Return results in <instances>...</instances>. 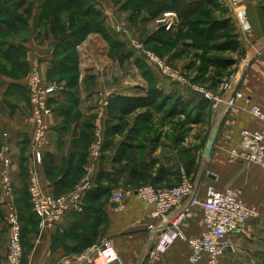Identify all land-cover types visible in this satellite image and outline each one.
<instances>
[{"label":"crops","instance_id":"1","mask_svg":"<svg viewBox=\"0 0 264 264\" xmlns=\"http://www.w3.org/2000/svg\"><path fill=\"white\" fill-rule=\"evenodd\" d=\"M2 1L0 64L3 61L6 66L0 71V149L4 146L10 149L7 155L12 162L17 208L20 203H26L34 214L27 184L28 171L35 163L32 142L37 131L27 88L32 65L40 64L44 76L53 81L70 75L62 72L65 64L75 69L71 73L72 84L71 80L66 81L63 91L49 101L53 113L46 118L44 160L37 164L40 182L47 192L56 196L67 194L82 176L88 154L82 149L83 139L86 135L95 138V130L100 124L105 128L102 130L104 142L108 143L102 152L103 166L112 179L115 177L118 168L114 166L119 164L113 163V159L119 144L109 140L107 129L120 122L108 116V111L104 120H99L100 94L110 93L111 100L145 97L154 86L167 96H182L185 100L206 99L200 92L203 89H198L190 81L164 77L129 46L125 36L117 32L118 26L126 25L123 18L131 23V14L123 9L121 2L92 0L102 20L97 30L82 34L70 26H58L60 21L53 16L41 21L40 15L45 9L41 0ZM226 1L231 8L227 17L237 26L241 55L227 82L228 88L226 85L223 90L225 102L215 108L209 100L211 108L202 118L203 124H191V134L168 141L154 152L155 159L138 164H143L153 178H163L158 182L160 188L190 178L195 185L193 197L205 198L210 188L240 190L241 198L258 209L259 217L249 220L242 229L230 235L235 252L228 253L219 264H264V170L257 164L234 161L230 155L232 150L241 148L243 131L256 133L263 127L262 122L251 114V109L258 106L264 111V0ZM240 12L246 13L250 33L238 21ZM24 18L26 25H19ZM149 24L155 29L148 41L161 38V34V40H167L169 33L162 32L156 20L144 18L142 29L148 28ZM176 58L179 57L175 51L166 60L171 62ZM231 98L235 103L228 106L226 101ZM216 125L219 126V135L211 158L206 159L203 152ZM68 126L73 129L68 130ZM165 138L157 141L158 144H163ZM107 154L112 162L106 160ZM45 159L51 162L50 174L46 173ZM2 165L0 159V174ZM128 179L117 175L115 183L104 181L102 186L110 189L106 197L96 203H85L88 210L84 209L83 203L80 211L68 214L64 223L55 228H44L35 214L31 216L30 223H24L23 227L24 263L84 264V256L110 242L120 257L117 264H194L190 259L188 239L198 237L204 231L202 209L190 206L191 198L169 214V221L153 220V206L136 195H126V191L134 189ZM117 194H122V200L117 201ZM9 200L0 187V264H6L9 251L6 222ZM187 208L190 216L183 221L179 231L167 230L170 221ZM152 225L155 230L150 229ZM179 232L184 239L175 236ZM163 234L167 240L164 250H159L157 246L164 239Z\"/></svg>","mask_w":264,"mask_h":264},{"label":"built area","instance_id":"2","mask_svg":"<svg viewBox=\"0 0 264 264\" xmlns=\"http://www.w3.org/2000/svg\"><path fill=\"white\" fill-rule=\"evenodd\" d=\"M236 2L237 0L234 3ZM167 14L165 13L164 15ZM238 21L247 33L251 32L245 12L238 14ZM157 24L166 32H170L174 27V22L168 21L165 16L159 18ZM117 32L123 35L126 34L125 36L128 35V32L120 26L117 27ZM129 43L135 51L141 54L149 64L161 71L166 78L185 82L181 76L173 72L165 61L156 54L148 50L146 51L139 42L137 43L132 39ZM28 89L30 91L34 119L38 124L35 143L32 144L35 163L28 171L27 184L30 204L42 226L52 229L63 224L67 215L71 212L81 210L83 200L86 194L93 188L97 176L96 162L101 157L102 139H99L96 134L97 138L91 149V161L85 168L86 176L72 191L60 197H55L53 194L47 192L40 182L36 165L41 164L44 158L43 148L45 147V133L47 130L45 118L53 112L48 108V103L63 91V87L57 85L48 86L43 83L39 74L34 73L31 82L28 84ZM200 92L206 99L214 103L215 108H218L225 102L222 99L213 97L211 93L205 90H200ZM226 103L228 106H233L235 99L231 98ZM103 107L108 108L109 101H105ZM251 114L262 122L263 127L261 132L243 131L241 148L239 150H232L230 155L234 161L257 164L264 170V111L260 107L254 106L251 109ZM99 118H102V116H99ZM9 150L8 146L0 149V159L3 162L0 174V187L10 198L7 203L8 213L6 215V222L9 228V251L6 264H25L22 242L23 229L19 210L14 203L12 162L7 155ZM194 191V183L185 178L181 185L175 188L160 189L147 185L138 189L128 190L126 191V195H136L148 205L153 206L154 211L151 214V218L158 221H169V214L182 206L186 200L192 198L190 206L198 207L203 211L204 231L200 236L188 239L191 250L190 259L194 264L202 262L218 264L230 251L235 250L234 242L230 239V235L242 229L249 220L257 219L259 211L256 207L248 205L241 198L240 190L210 188L203 199L199 196L193 197ZM122 197V194H117V201L122 200ZM188 216H190L189 208L178 218L170 221V226L167 230L179 231L180 226ZM150 229L155 230L156 227L152 225ZM164 236L165 234L162 235V238ZM175 236L185 238L181 232ZM166 240L165 236L161 240L160 246H157V249L164 250L163 247ZM118 262H120L119 254L108 242L102 244L95 252L84 256L82 259V263L84 264H116Z\"/></svg>","mask_w":264,"mask_h":264},{"label":"rangeland","instance_id":"3","mask_svg":"<svg viewBox=\"0 0 264 264\" xmlns=\"http://www.w3.org/2000/svg\"><path fill=\"white\" fill-rule=\"evenodd\" d=\"M33 1L36 2V0H33ZM61 1L62 0H52L50 3L45 4V8L50 7V9H48V12L46 14L49 15L52 13L51 16L58 19V22L60 21V23H58V26L59 24L62 27L70 26L72 27L73 31H75L81 28V26H83L84 24L90 23V21L92 22L94 20L92 19V17L89 19H85L82 16H80L76 18L77 20L75 22L74 20H72V16L74 12L69 9L67 10L62 9L61 11L57 10V12L53 13V8L57 5V3L59 4V2ZM121 2H123V4H127V0H121ZM218 2L220 5H216V7L213 5L212 6L205 5L204 7H202L200 11L190 16L187 20H182L180 14L176 10L174 11L171 10L167 12L168 13L167 15H163L168 19V21L174 22V27L170 31L172 33L173 39L168 44L157 42L155 40L148 41L150 39V36H153V35H150L151 31H153L155 28L152 27L150 24L148 25V28L144 27V29H142V27H143V19L151 18V15L148 12H151L152 9L141 6L142 8L140 9V12H135L137 3L132 2V4L130 3L126 7L127 8L126 11H128L131 14V16L135 12V15L132 16L133 22L130 23L128 22L127 19L123 18V20L126 21V25L125 27H122V26L120 27L124 28V30L128 32V35L125 36L126 35L125 34L124 36L130 47L131 45L129 41L131 42L132 39L137 43L139 42L140 45L146 51L148 50L149 52L156 54L159 58L165 61L166 64L173 70V72L181 76L185 82L190 81L198 89H203L205 91L207 90L209 93L212 94L213 97L223 100L224 99L223 90H225L224 88L226 85L228 88L227 82L229 78L233 76L236 66L239 63V58L241 55V46H240L241 44L239 43L238 39H235L236 37L234 36L236 31L228 28L222 33L223 34L222 39H220L219 41L210 42V43L201 41L197 33L200 28L208 27L209 24H211L214 21L222 19L224 20L223 22H227L225 20L229 18L227 16L231 11L230 3L227 2L226 0H219ZM91 4H92V1L88 0L86 2L85 8H88ZM33 6L34 5H32L31 7ZM181 10L183 11V9ZM158 18L159 16L157 17V19ZM25 20L26 18H24V20L21 21L22 23L20 22L19 25L25 26L26 25ZM47 20H49V18H47ZM181 27L185 29L181 32V35H180L179 32L182 29ZM160 37H162V34L160 35ZM185 42L194 43L196 48L195 47L193 48V46L191 45L184 44ZM131 48L133 49V47ZM175 51L179 54V58H176V60L174 59L171 62H168L166 58L171 52H175ZM229 63L234 64V65L231 67H226L228 66ZM5 66H6V63L1 61L0 71L4 69ZM34 73L39 74L41 76L43 83H45L48 86H51V85L66 86L67 84L66 81H70L72 79V76L70 74V75H64V79L56 78V81L55 80L53 81L47 78L46 76H44V71L40 64H34L30 68L28 81H27V88H28L29 82H31L32 80ZM104 97H105V100H104ZM29 99H30V91H29ZM110 100H111L110 93L100 94V104H99L100 108L98 110V118L99 116H102V118H99V120L101 121L104 120L105 118L104 116L107 111L106 110L107 107L106 108L103 107V103L105 101H109V104H110ZM29 103L31 105L30 100H29ZM160 107L162 109L159 111L152 108L150 110H139L136 113L129 115V116H125V117L122 116L121 119L119 120L120 123H118L120 126V132L115 135L117 139L114 138L115 137L114 135H111L109 136L110 137L109 140H112V141L114 140L113 143L119 144L117 146V149H120V146H122V144L127 141L132 142L134 146L137 145L138 149L140 148V151L138 153V159L146 163L149 159L151 160L155 159L154 152L160 146H164L165 144H167L168 141L174 140L175 138H181V136L183 135L185 136L187 134H191L192 133L191 130L193 129L192 128L189 130V128H191L190 127L191 124H203V119L201 120V118H199V121H196L195 117L193 118L192 113H190L189 116L170 117L169 112L172 111L171 107L166 106L165 103L162 104ZM48 108L52 110L50 106V102L48 103ZM150 113L152 114V120L148 122L147 119L149 118V116L147 114H150ZM32 116L34 118L33 111H32ZM48 116H46V118ZM46 118H45V124H46ZM194 119L195 121H191ZM36 125H37V130H38L37 122H36ZM72 129H73V126H68V130L71 131ZM104 129L105 128H103L102 124H100V126H97L95 130V134L98 135V138L102 139L101 140L102 142L101 156H102V151L105 145L104 137L102 135V130ZM47 130H48V127H47ZM47 130H46V133H47ZM46 133H45V137H46ZM199 133L200 132H197V134ZM36 134H37V131H36ZM36 134L34 136V140L32 144L35 143ZM162 137H166L165 142L163 144H158L157 141H160ZM207 137H208V134H207ZM96 138L97 137L95 136V140ZM87 142H88L87 138H85V140L83 139L82 149L85 151H88L89 146H90V144ZM172 144L174 146L176 145V143L174 142ZM203 144L204 143H202V146ZM117 152L118 150L116 151L114 156H116ZM134 157H137V152H135V155L133 156V158ZM101 158L102 157H100L96 162L97 171L100 169L101 166H103V163H104L102 162ZM106 160H108L109 162H112L111 156L109 154H107ZM90 161H91V157L84 164V167H83L84 177L86 176L85 168L90 164ZM132 161L133 160H130L129 157H123L122 159H120V163H118L119 165L114 166V167L117 166L118 168V169H115L116 170L115 172H117L118 174V170L119 169L121 170V168H124L126 175L127 174L129 175V172H130L129 168L133 166ZM175 179L179 180L180 177H175ZM187 179L189 181L191 180L188 177ZM179 181L178 183L176 182L174 184L168 185V188H175L181 185L183 180L180 179ZM147 185L153 186L151 184H147ZM143 186L144 185L140 187H143ZM157 188H160V187H157ZM160 189H163V188H160ZM54 196L57 197L56 195ZM25 204L26 203H24L23 205L22 203V208H23L22 215L26 218H31L30 214H32V211L30 208H27ZM24 209H26V213ZM19 213L21 215V211ZM22 225L23 227L25 226L24 223H22ZM108 243L111 244L110 242ZM97 248H95L93 252H95ZM232 252H235V251H230L229 253H232Z\"/></svg>","mask_w":264,"mask_h":264},{"label":"trees","instance_id":"4","mask_svg":"<svg viewBox=\"0 0 264 264\" xmlns=\"http://www.w3.org/2000/svg\"><path fill=\"white\" fill-rule=\"evenodd\" d=\"M51 1L52 0H41V3L42 4H48ZM87 1L88 0H62L61 2H59V4L57 3V5L53 8V13L57 12V10L61 11L62 9L72 10L74 12V14L72 16V20H74L75 22L77 20L76 18H78L80 16H82L85 19H89L92 17V19H94L92 22L90 21V23L84 24L83 26H81V28H79L77 30H78V32L80 31V33H82V34L86 33L87 31H90V30L95 31L99 27V23L102 20V18H101L100 13L95 10V8L93 6V2L88 8H85ZM89 1H92V0H89ZM115 1H117L119 3L121 2V0H115ZM218 1L219 0H127V4L123 5V9L126 10L127 5L130 3L132 4V2H133V3H137V6L135 8V12H140V9L142 8L141 6L148 7L150 9H152L151 12H148L151 15V18H146L147 20H153V21L156 20L157 21L165 13H167L171 10L172 11H174V10L178 11V13L181 16V19L187 20L190 16H192V15L196 14L198 11H200L202 9V7H204L205 5H211V6L213 5L215 7H216V5H220ZM2 2L3 1L1 0L0 4H2ZM121 3H123V2H121ZM48 9H50V7H46L44 9L43 14L40 15L41 21H44V19L46 17L48 18V16L51 17L52 13L49 15L46 14L48 12ZM181 9H183V11ZM135 12L133 15H135ZM226 12H227V10H226ZM132 16H131V23L133 22ZM158 16H159V18L157 19ZM223 21L224 20L220 19V20L212 22L211 24H209L208 27L200 28L197 33H198L201 41H204L207 43L219 41L220 39H222V36H223L222 33L228 28L236 31L237 26L233 23V20L231 18H227L225 20L227 22H223ZM184 29L185 28H182L180 30V32H179L180 35ZM161 31L165 32V33H169L167 40L163 41V40H161V38H162L161 37V38H156L155 41L161 42V43H166V44L170 43V41L173 39L172 33L166 32L163 28H161ZM234 36L236 37L235 39H237L236 33L234 34ZM184 44L191 45V46H193V48L195 47L194 43H186L185 42ZM178 57H179V54H178ZM233 65L234 64L229 63L228 66H226V67H231ZM74 70L75 69L73 67L65 64V66L62 69V72L64 71L66 73H69V74L72 73L73 74L75 72ZM72 79L70 81L71 84L73 82ZM164 103L166 104V106H170L172 109V111L169 112L170 117L189 116V114L192 113V116H193V118L195 117L196 121H199V118H201V120H202L206 111L209 108H211V103L207 99H204V98L197 99L196 98V99H191V100H185L182 96H173V97L167 96L163 92L156 90V88L153 86L150 90V93L145 97H126V98L125 97H119L117 99L113 98L112 100H110V104H109L107 111H108V116L111 115V117L113 119H116V120L119 119L120 120L122 116L125 117V116L132 115L139 110H150L153 108V109L159 111L162 109L160 106ZM147 115L149 116V118L147 119V121L149 122L152 120V114L150 113ZM195 119L191 120V121H195ZM119 132H120V126L119 125L115 126V127H112L109 125V127L107 129V136L109 137L110 135H116ZM85 138H87V141H88L87 143L90 144L88 154L86 156V162H87L88 157L90 156L89 155L90 148H92V145L95 141V138H93V137L91 138L88 135H86L84 137V140H85ZM106 146H108V143L104 145L102 152H104ZM139 151H140V148L138 149L137 145L134 146V144H132V142H129V143L125 142L122 144V146H120V149H118L116 156H114L113 163H115V164L120 163V159H122L123 157H129L130 160H133L132 163H133V166H135V167L129 168L130 172H129V175H127V176H126L124 168H121V171H118V174H117V172H115V177L112 179V177L105 170L104 166L100 167V169L97 172V176L95 178L93 188L86 194V196L83 200L85 210H88L87 205H85V203H87V204H88V202L89 203H96L101 198L106 197L110 193V189L104 188L102 186V183L104 181H108L109 183H115L116 182L115 179H116L117 175H119V176L121 175L122 177H127V179L129 178L128 182L130 184L132 183L134 185V189L140 188V186H142V185L145 186L147 184H151L156 188L158 187V182L163 178L162 177L153 178L152 175L150 174V172L147 171V169L145 168V166L143 164L142 165L138 164L139 162H142L138 159ZM135 152H137V157L133 158V156L135 155ZM45 160H47V161H45L46 173L50 174L51 162H48V159H45ZM79 162L82 165L81 160ZM142 163H144V162H142ZM139 165H140V168H138ZM83 177H84V170H82V176L80 177L78 182L76 184H74L73 189L81 182ZM163 189H167V188H163ZM72 190H70V191H72ZM57 197H60V196H57ZM19 205H18V209H19V212L21 211V215H20L21 224L22 223H25V224L30 223L29 218H26L22 215V213H23L22 203H20ZM26 209H24L25 213H26ZM30 215L33 217L34 214L32 213ZM22 229H23V225H22Z\"/></svg>","mask_w":264,"mask_h":264},{"label":"water","instance_id":"5","mask_svg":"<svg viewBox=\"0 0 264 264\" xmlns=\"http://www.w3.org/2000/svg\"><path fill=\"white\" fill-rule=\"evenodd\" d=\"M218 135H219V126L216 125L213 128V130L211 131V136H210L209 140L207 141L206 147H205L204 152H203V155L206 159L211 158V156L213 154V150H214L216 140L218 138ZM153 243H154V240L151 242L149 249H148V252H149L151 245Z\"/></svg>","mask_w":264,"mask_h":264}]
</instances>
